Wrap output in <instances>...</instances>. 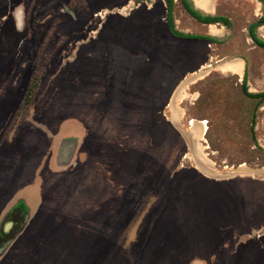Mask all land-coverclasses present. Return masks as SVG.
Wrapping results in <instances>:
<instances>
[{
	"label": "rangeland",
	"instance_id": "374dc122",
	"mask_svg": "<svg viewBox=\"0 0 264 264\" xmlns=\"http://www.w3.org/2000/svg\"><path fill=\"white\" fill-rule=\"evenodd\" d=\"M209 1L229 27L172 21L216 42L172 36L164 0H0V211L28 205L0 264H264V172L234 173L264 166L236 75L264 90V4Z\"/></svg>",
	"mask_w": 264,
	"mask_h": 264
},
{
	"label": "crops",
	"instance_id": "0c3cea01",
	"mask_svg": "<svg viewBox=\"0 0 264 264\" xmlns=\"http://www.w3.org/2000/svg\"><path fill=\"white\" fill-rule=\"evenodd\" d=\"M211 7L212 6H211V2H210V9H211ZM197 9H199V8H197ZM197 11L202 16H211L210 14H204L203 10H201V9H199ZM207 25H214V24H207ZM249 36H250V33H249ZM237 60L240 63V72L236 75H238V77H241V75L244 76V74H246V66H245L246 62L242 58H238ZM241 83H242V81H241ZM263 91H260V92H263ZM250 93L254 94V93H259V92H250ZM171 123H172V121H171ZM73 125L71 127L72 128L74 127L75 130L77 131V133L79 134L81 132L80 126L78 124L77 125L73 124ZM173 126H174V124H173ZM69 129H71V128H65V125H64L61 129H59V133L57 134V137H59V141L54 142V140H53L50 142V154H49L48 162H49V167H50L51 171L61 172L65 169H67V167H69L73 163L72 160L75 157V153H76V149H77L76 143H75L76 142L75 139L77 137H75V136H59L62 132H64V131L66 132ZM260 169H264V166L261 167ZM246 174H252V173H246ZM260 181L264 182V178L260 179ZM20 192H18V193H20ZM17 194H15L3 206V208L0 211V255L1 256L9 248V246L11 245V242L16 239L17 234L21 232L23 226L25 225V221L23 220V218H25L28 215V214L27 215L24 214V212L26 210L28 212L27 200H25V198H22V197L15 198ZM11 202H13L14 204H12V206L10 208H8L10 206ZM8 213L10 214V216L8 218H5V216Z\"/></svg>",
	"mask_w": 264,
	"mask_h": 264
},
{
	"label": "trees",
	"instance_id": "16d2710c",
	"mask_svg": "<svg viewBox=\"0 0 264 264\" xmlns=\"http://www.w3.org/2000/svg\"><path fill=\"white\" fill-rule=\"evenodd\" d=\"M166 3V7H167V15H166V24H167V29L169 31V33L179 39H185V40H206V41H210V42H216V39H213L211 37L208 36H197V35H189V34H184L181 32H178L174 29V25H173V21H172V12H173V8H174V0H164ZM262 4H264V0H259ZM180 3L183 7V9L185 10V12L193 19L197 20L200 23L203 24H222L226 27H229V21L226 18H222V17H217V16H202L191 4V2L189 0H180ZM256 27V24L253 25L252 27H250V37L253 40V42L255 44H257L258 46H261L264 48V42H262L261 40H259L255 34H254V28ZM247 79H246V74H244L243 79H242V83H241V90L242 93L250 98V99H255L257 100L256 104H255V108H254V112L252 115V122H251V128L250 131L252 134H254V122H255V111L256 109L262 104L264 103V91L263 92H259V93H249L247 91Z\"/></svg>",
	"mask_w": 264,
	"mask_h": 264
},
{
	"label": "bare ground",
	"instance_id": "6f19581e",
	"mask_svg": "<svg viewBox=\"0 0 264 264\" xmlns=\"http://www.w3.org/2000/svg\"><path fill=\"white\" fill-rule=\"evenodd\" d=\"M196 7L203 10V11H209L210 10V1L209 0H193ZM212 32H214L213 25L210 26ZM237 61V60H236ZM238 65V63H236ZM236 71V70H235ZM239 71V70H238ZM192 122V121H190ZM193 124V123H192ZM204 124V123H203ZM190 125V124H189ZM205 126V124H204ZM200 135V134H199Z\"/></svg>",
	"mask_w": 264,
	"mask_h": 264
},
{
	"label": "water",
	"instance_id": "95a60500",
	"mask_svg": "<svg viewBox=\"0 0 264 264\" xmlns=\"http://www.w3.org/2000/svg\"><path fill=\"white\" fill-rule=\"evenodd\" d=\"M260 172H264V169L238 168L234 170V173L236 174L260 173Z\"/></svg>",
	"mask_w": 264,
	"mask_h": 264
},
{
	"label": "flooded vegetation",
	"instance_id": "af4514ba",
	"mask_svg": "<svg viewBox=\"0 0 264 264\" xmlns=\"http://www.w3.org/2000/svg\"><path fill=\"white\" fill-rule=\"evenodd\" d=\"M193 19V18H192ZM193 20H195V19H193ZM195 21H197V20H195ZM198 22V21H197ZM250 30V29H249ZM257 45V44H256ZM258 46V45H257ZM261 47V46H260Z\"/></svg>",
	"mask_w": 264,
	"mask_h": 264
}]
</instances>
